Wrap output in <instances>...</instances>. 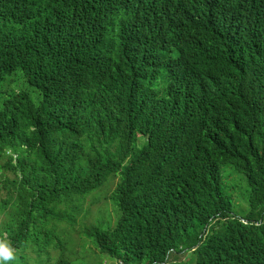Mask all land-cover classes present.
<instances>
[{"label": "clouds", "instance_id": "clouds-1", "mask_svg": "<svg viewBox=\"0 0 264 264\" xmlns=\"http://www.w3.org/2000/svg\"><path fill=\"white\" fill-rule=\"evenodd\" d=\"M205 29L207 39L190 46L118 0H0V95H28L23 116L0 125V206L5 200L30 213L34 199L48 200L51 211L42 216L53 232L48 242L34 240L41 231L20 232L0 214L8 221L0 225V264H76L90 255L83 246L94 249V264H123L119 254L129 258L130 243L144 264L165 257L174 263L183 250L177 242L157 259L147 256L175 224L142 239L123 210L147 202L178 207L212 188L222 200L231 195L217 209L224 232L238 227L258 235L254 246L240 242L225 259L264 264V18L220 10ZM68 100L82 103L88 117L72 122ZM36 108L53 118L39 121ZM101 147L118 156L101 183L89 195L59 198L57 172L82 168ZM220 169L223 186L213 179ZM122 184L130 192L120 207ZM33 186L53 197H33ZM183 189L193 196L185 198ZM190 215L186 230L194 234L205 236L217 222L213 217L204 229L200 207ZM117 229L129 232L122 251L98 250L96 242Z\"/></svg>", "mask_w": 264, "mask_h": 264}, {"label": "trees", "instance_id": "trees-1", "mask_svg": "<svg viewBox=\"0 0 264 264\" xmlns=\"http://www.w3.org/2000/svg\"><path fill=\"white\" fill-rule=\"evenodd\" d=\"M118 1L126 3L131 11L140 14L147 20L161 23L167 30L178 34L185 41L189 42L190 46L191 44H195L196 46L199 42L207 39L205 24L212 12L228 9L238 13L242 17L255 14L258 18H264V0ZM4 54L5 49L0 43V59ZM27 100L28 95L25 92H20L19 94L16 91H8L7 96L0 95V125L7 126L8 123L13 124L18 121L26 111ZM35 112L36 117L41 122L53 118L46 115L40 108H36ZM66 116L72 122H79L88 117V112L82 103L68 100L66 102ZM28 121H35L34 115H31ZM82 126L87 127L86 125ZM89 135L94 138L97 132L91 130ZM122 147L125 148L123 143ZM235 157L243 161L240 156L235 155ZM117 158L118 156L116 155L106 154L104 148L101 147V149H96L95 155L82 168L71 167L57 172L55 177L57 183L61 184L62 187V191L57 192L58 197L66 199L78 195H89V191L94 189L104 179L109 163ZM223 166L224 163L221 165V168ZM213 179L216 184L223 186L221 169ZM34 186L31 194L33 197H53V193L47 191L46 188ZM260 190L263 191L264 187ZM129 192L130 186L126 184L119 186L115 194V201L118 206L123 207V203L126 201ZM182 194H184L185 198L193 196L191 190L187 189H183ZM228 197L222 200V195L215 193L212 188L209 192L205 190L201 196V200L197 202L182 203L178 207H174L167 202H147L139 208H125L123 214L126 217H130L134 223L140 226L143 230L141 234L142 239H147L153 235L152 233L160 231L162 226L167 223L175 224L176 232H163L159 238L160 242L158 246L148 254L147 258L149 259H157L161 253H165L171 245L177 242L178 248L183 246L181 248L183 250L188 248V246L196 249L194 251L188 249L186 252L180 250L174 259V263L170 264H236L228 262L225 256L240 245V242L245 248L254 246L258 240V235L250 231L246 232L238 227H230L224 232L222 227L227 222H223L216 217H218V206L228 202ZM33 203L31 212L25 213L21 208L14 209L12 206H9V202L4 200L2 206H0V214L5 218L11 219L12 226L20 232L26 228L41 231L42 234L35 237L34 240L43 239L45 242H48L50 239L49 235L53 232L47 231V224L44 221L42 212L48 213L51 211L50 202L48 200L39 201L34 199ZM194 207L206 209L207 215L205 220L199 221L204 229L206 225L212 222L211 219L213 217L217 220L216 223L209 227L205 236H202L200 233L194 234L193 230H186L188 219L191 218L190 209ZM221 215L225 217L228 215V212L223 211ZM0 225L3 227L7 226L8 221L2 220ZM234 226L242 225L237 224ZM128 235L129 232L125 229H117L114 232L109 231L105 236L101 237L99 242H96V247L98 250H101L105 246H116V248L119 246L121 248ZM125 248L129 258H126L124 254H119L123 259V264H144V261H147L146 257L141 255L136 244L130 243ZM119 250L122 251V248ZM87 251L90 253L87 261L89 264H93L94 249L89 247ZM166 261L165 257L157 264H165Z\"/></svg>", "mask_w": 264, "mask_h": 264}, {"label": "rangeland", "instance_id": "rangeland-1", "mask_svg": "<svg viewBox=\"0 0 264 264\" xmlns=\"http://www.w3.org/2000/svg\"><path fill=\"white\" fill-rule=\"evenodd\" d=\"M87 249L88 248H84V246L82 247V253H87L88 251H87ZM97 259H102V257H100V258H97ZM99 260V261H100ZM76 264H89V262L87 261V260H84V259H78L77 261H76ZM94 264V263H93ZM95 264H100V262H96Z\"/></svg>", "mask_w": 264, "mask_h": 264}]
</instances>
